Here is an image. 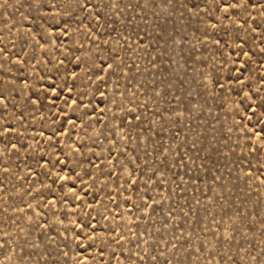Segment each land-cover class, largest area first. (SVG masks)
<instances>
[{
    "label": "rangeland",
    "instance_id": "374dc122",
    "mask_svg": "<svg viewBox=\"0 0 264 264\" xmlns=\"http://www.w3.org/2000/svg\"><path fill=\"white\" fill-rule=\"evenodd\" d=\"M0 264H264V0H0Z\"/></svg>",
    "mask_w": 264,
    "mask_h": 264
}]
</instances>
